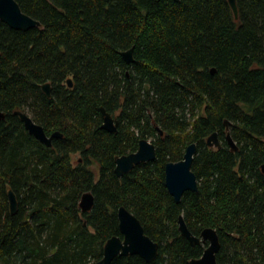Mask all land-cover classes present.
Wrapping results in <instances>:
<instances>
[{
	"label": "trees",
	"instance_id": "obj_1",
	"mask_svg": "<svg viewBox=\"0 0 264 264\" xmlns=\"http://www.w3.org/2000/svg\"><path fill=\"white\" fill-rule=\"evenodd\" d=\"M16 2L40 25L0 20V264H93L120 235L122 205L158 253L111 264L201 256L206 243L181 235L179 215L194 235L217 231V264H264V0H235L237 18L228 0ZM130 47L127 63L120 52ZM100 107L116 132L101 127ZM16 110L61 136L40 143ZM212 132L220 147L206 144ZM142 138L155 158L118 177L115 158ZM193 142L198 190L177 203L164 166ZM84 192L93 194L89 211L79 207Z\"/></svg>",
	"mask_w": 264,
	"mask_h": 264
},
{
	"label": "water",
	"instance_id": "obj_2",
	"mask_svg": "<svg viewBox=\"0 0 264 264\" xmlns=\"http://www.w3.org/2000/svg\"><path fill=\"white\" fill-rule=\"evenodd\" d=\"M228 1L237 18L238 10L235 0ZM0 20L10 27L20 30H27L40 25L38 20L25 14L20 9L16 0H0ZM120 55L127 63L133 61V47L121 51ZM211 71L213 72L214 70L212 69ZM66 82L69 87L72 86V80L70 78ZM41 87L46 95L49 96L51 91L50 83H43ZM100 111L102 116L101 127L109 132H116L117 120L104 107H100ZM14 113L23 122L25 130L46 146H51L52 139L61 136V133L58 131L47 134L44 128L34 122L31 116L24 111L16 110ZM3 117L4 114L0 112V119ZM225 124H227V121H225ZM226 139L231 148H237L229 133L226 134ZM206 144L212 147H220V141L216 132H212L207 136ZM195 152L196 143H190L186 146L183 157L180 160L168 161L164 166L165 187L177 203L180 202L185 191L196 192L198 190L197 177L191 168ZM154 158V144L150 140L142 138L138 141V146L135 151L119 155L115 158L114 172L120 177L133 169L137 164L152 161ZM261 171L264 174V164L261 165ZM8 201L10 211L13 213L17 207V199L12 190L8 191ZM92 205L93 194L91 192H84L79 201L81 211H89ZM116 214L120 235H113L104 242L102 257L93 264H111L113 259L118 255L126 256L132 254L139 255L147 262L153 261L158 253V243L145 234L139 219L125 206H119ZM178 230L191 245L200 242L207 243L201 256L190 259L189 264H217L216 254L220 248V241L217 231L214 228L205 227L199 236L194 235L188 229L182 215H179Z\"/></svg>",
	"mask_w": 264,
	"mask_h": 264
},
{
	"label": "rangeland",
	"instance_id": "obj_3",
	"mask_svg": "<svg viewBox=\"0 0 264 264\" xmlns=\"http://www.w3.org/2000/svg\"><path fill=\"white\" fill-rule=\"evenodd\" d=\"M76 156H77V155H76ZM76 156H74V160H75ZM206 245H207V243H206L204 246H206Z\"/></svg>",
	"mask_w": 264,
	"mask_h": 264
}]
</instances>
